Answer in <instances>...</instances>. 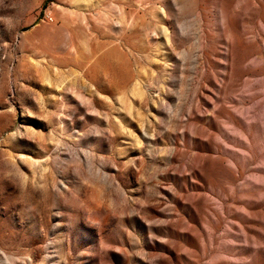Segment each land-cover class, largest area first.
<instances>
[{
	"label": "rangeland",
	"instance_id": "1",
	"mask_svg": "<svg viewBox=\"0 0 264 264\" xmlns=\"http://www.w3.org/2000/svg\"><path fill=\"white\" fill-rule=\"evenodd\" d=\"M0 264H264V0H0Z\"/></svg>",
	"mask_w": 264,
	"mask_h": 264
}]
</instances>
